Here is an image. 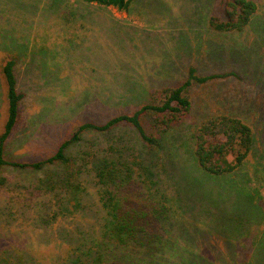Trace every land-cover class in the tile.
<instances>
[{
    "label": "rangeland",
    "instance_id": "1",
    "mask_svg": "<svg viewBox=\"0 0 264 264\" xmlns=\"http://www.w3.org/2000/svg\"><path fill=\"white\" fill-rule=\"evenodd\" d=\"M25 1L32 3V13L24 0H15L11 12L6 11L10 4L4 6L7 22L0 15V40L16 44L8 51L17 58L18 89L24 94L6 158L45 159L77 123L133 111L139 102L151 101L152 88L182 82L190 67L199 75L215 74L192 84L189 117L167 135L154 157L172 208L164 245L171 248L134 249L132 264H157L159 255L170 264H198V252L214 255L219 264H237L248 256L264 264V0H254L258 9L250 23L233 32L210 26L211 17L224 16V0H135L128 11L82 0ZM5 115L0 96V133ZM222 115L249 125L253 143L240 167L213 175L198 163L192 132ZM86 141L76 150L89 147L99 154L118 144L138 154L142 145L128 127L89 132ZM1 176L0 257L16 264H70V256L87 249L77 244L84 234L92 256L97 255L90 241L100 237L96 223L102 215L87 202H99L91 175L83 176L86 209L50 224L39 222L35 209L48 196L32 198L44 172L8 167ZM56 202L51 212L60 210Z\"/></svg>",
    "mask_w": 264,
    "mask_h": 264
},
{
    "label": "trees",
    "instance_id": "2",
    "mask_svg": "<svg viewBox=\"0 0 264 264\" xmlns=\"http://www.w3.org/2000/svg\"><path fill=\"white\" fill-rule=\"evenodd\" d=\"M14 1L0 0L2 9L0 15L4 22H7L4 17V6L10 4L6 11L11 12ZM82 1L128 11L135 0ZM24 2L25 8L31 9L32 13V3L25 0ZM223 6L224 16H213L209 21L211 28L219 32L243 31L258 9L254 0H224ZM6 41L0 40V96L6 113L4 127L0 133V183H4L5 179L1 174L8 167L19 171L24 169L44 172L45 176L39 177L32 198L48 196V200L46 198L39 200L38 203L41 205L35 209L39 213L38 221L50 224L58 216L75 215L86 209L83 203L86 201L87 189L83 183V176L91 175L94 178L99 202H87L97 206L96 211L99 210L102 215L96 223L100 224V237L90 241L97 246V255L92 256L94 250L84 234L83 242L77 244L79 247L86 246L87 249L78 253L79 257L70 256V264H132L135 261L134 249L137 252L148 250L149 253L155 252L153 250L163 252L165 248L170 249L171 246L164 245L168 240L172 208L158 177L160 174L155 170L154 157L167 135L180 127L189 117L193 108L189 94L192 84L205 83L217 75H199L194 66L190 67L188 76L182 82L164 88H152L151 101L135 103L137 104L135 106H141L133 111L122 110L126 112L103 122L89 119L77 123L61 141L56 151L45 159L15 161L6 158L5 147L21 120L24 94L18 89L15 70L17 58L12 51H8V48H16L14 46L16 44L8 46L10 43ZM20 45L24 50L25 46ZM128 100L138 102L130 97ZM125 105H128V102ZM124 127L133 129L140 140L142 145L138 154L129 153L124 145L118 144H110L108 148L97 150L101 151L99 154L89 147L82 151L76 150L83 142H87L86 134L89 132L105 134ZM192 139L201 168L213 175H224L240 167L249 156L253 130L239 118L222 115L204 121L195 132H192ZM52 200L59 204V211L51 212ZM95 227L91 226V230L96 231ZM79 229L82 233L85 230L82 225ZM69 235L78 237L75 233ZM117 251H120V257ZM194 255V258L199 259L198 264H219L214 255L211 257L204 252ZM157 260H159L156 261L157 264H170L163 260L162 255H159ZM236 262L261 264L249 256L244 261ZM0 264L16 262H10L7 257H0Z\"/></svg>",
    "mask_w": 264,
    "mask_h": 264
}]
</instances>
